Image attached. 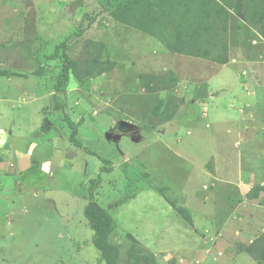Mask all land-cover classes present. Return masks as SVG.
I'll return each instance as SVG.
<instances>
[{"label": "rangeland", "instance_id": "374dc122", "mask_svg": "<svg viewBox=\"0 0 264 264\" xmlns=\"http://www.w3.org/2000/svg\"><path fill=\"white\" fill-rule=\"evenodd\" d=\"M0 66V264H106L93 180L118 264H258L264 0H0Z\"/></svg>", "mask_w": 264, "mask_h": 264}, {"label": "trees", "instance_id": "16d2710c", "mask_svg": "<svg viewBox=\"0 0 264 264\" xmlns=\"http://www.w3.org/2000/svg\"><path fill=\"white\" fill-rule=\"evenodd\" d=\"M75 34H69L64 40H62L59 44L55 46V52L51 58H58L62 55L63 57V71L61 74V78L67 77L69 75V70L71 64L73 63L70 56L66 53L68 45L72 40ZM71 40V41H70ZM63 79H60V81ZM60 83V82H59ZM59 89L62 88L61 86L58 87ZM63 89V88H62ZM33 92V91H30ZM36 93L34 92V95ZM79 98V97H78ZM204 97L199 95L195 97V101L199 100L202 101ZM58 106L62 107L64 104ZM45 111L49 112V108H44ZM166 112V107L163 110V113ZM168 112V111H167ZM162 113V114H163ZM166 117V116H165ZM110 121V119H109ZM72 125V133L70 135V139L75 143L80 145V142L77 141L75 135L79 132V128L74 122L71 123ZM99 185L98 181H92V186L90 189V200L86 205L84 211L85 215L88 218L91 228L95 231L93 243L94 245L100 250L102 256L105 259L106 264H118L117 259L114 256L113 251L111 250L109 236L113 230V219L111 214L105 209L102 205H100L95 200V189ZM264 187L263 185L259 186L258 188ZM264 190V188L262 189ZM183 217V216H182ZM184 218V217H183ZM185 219V218H184ZM244 251L249 253L254 259L258 261V264H264V232L257 234L255 239L251 241V244L245 245Z\"/></svg>", "mask_w": 264, "mask_h": 264}, {"label": "crops", "instance_id": "0c3cea01", "mask_svg": "<svg viewBox=\"0 0 264 264\" xmlns=\"http://www.w3.org/2000/svg\"><path fill=\"white\" fill-rule=\"evenodd\" d=\"M0 71H1V74H2V72H3V74L4 75H2L3 76V79H0V83H4V84H6L7 83V81H8V83H10L11 85H14V86H19V81H20V79H19V77H15V76H10V77H7V79L6 80H4V78H5V75H6V68H3L2 66H0ZM18 89V91L17 90H15L10 96H9V99L10 100H14L15 102H20V100L22 101V99H24V98H27V97H25L26 96V94H24V93H22V89L21 88H17ZM3 96H5L6 97V95L5 94H3ZM2 93H0V124H1V122H3L2 121V119H1V115H3V113H2V107L3 106H1V103H2ZM11 105H13L12 103H11ZM7 131V130H6ZM6 150V149H5ZM7 151V150H6ZM8 152V151H7ZM3 158H4V156L2 155V154H0ZM6 159V158H5ZM242 254V252L239 254V255H241Z\"/></svg>", "mask_w": 264, "mask_h": 264}, {"label": "clouds", "instance_id": "9594fccd", "mask_svg": "<svg viewBox=\"0 0 264 264\" xmlns=\"http://www.w3.org/2000/svg\"><path fill=\"white\" fill-rule=\"evenodd\" d=\"M244 82V81H243ZM117 132H119V129L116 130Z\"/></svg>", "mask_w": 264, "mask_h": 264}]
</instances>
